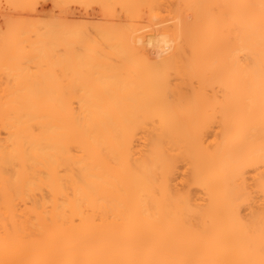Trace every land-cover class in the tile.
<instances>
[{"label":"bare ground","instance_id":"6f19581e","mask_svg":"<svg viewBox=\"0 0 264 264\" xmlns=\"http://www.w3.org/2000/svg\"><path fill=\"white\" fill-rule=\"evenodd\" d=\"M177 2L0 0V264H264V0Z\"/></svg>","mask_w":264,"mask_h":264},{"label":"rangeland","instance_id":"374dc122","mask_svg":"<svg viewBox=\"0 0 264 264\" xmlns=\"http://www.w3.org/2000/svg\"><path fill=\"white\" fill-rule=\"evenodd\" d=\"M177 1H179V0H176V1H175V0H170V4H171L172 2H174V4L172 3L171 5H168V7L170 6V7H169L170 10L168 9V7H167V9L164 7L166 10L163 8V9H164L163 11H165V13L162 12V15L165 16V15L168 14L167 16H165V17H167V18L169 17V20H168V21H165L164 24H162V23L159 22V23L161 24V26H159V25H160L159 23H158V24L155 23L156 26L158 25L159 27H158V26L155 27V26H154L155 24L152 25L153 27L150 26V27H152V28L155 27V30H154V29H151V32L154 30L153 32H154L155 34L157 33L156 36H155V34L150 33V29H147V30H146L147 33H148V35L151 37V44H154L153 46H151V44H150V45L148 46V48H150V46H151V50H152L153 47L156 48V51H154L155 49H153V51H152L153 53H154V52H157L158 47L160 46V45L158 46L159 43H155V42H157L158 37H160L161 35H166V36L168 35L167 37L165 36L166 38L169 37L168 39H170V37L172 36L171 39H172V40L175 39V35H173V30H172V29H169V28L172 27V24H173V23H174L173 25H177L178 23H180L181 21L179 22V20L182 19L181 15L183 14V13L181 14V10H182V9L179 8V9H181V10H180V14H181V15H179V9H178L179 5H178V2H177ZM168 4H169V0H168ZM176 4H177V6H176ZM173 5H174V6H173ZM180 6H181V5H180ZM171 7L173 8V10H172ZM174 7H176V8H174ZM174 9H175V10H174ZM173 11H174V12H173ZM175 11H177V12H175ZM163 13H164V14H163ZM171 13H172V17H173V18L170 16ZM173 15H175V16H173ZM177 15H178V16H177ZM179 16H180L181 18H180ZM170 17H171V18H170ZM158 18H159V17H158ZM158 18L155 17L154 22H155V20H157ZM176 19H177V22H176V23H175V22H172L173 20L176 21ZM156 22H157V21H156ZM167 22H168L167 26L169 27L168 29L166 28L167 26L165 25ZM170 22H171V23H170ZM170 25H171V26H170ZM156 28L158 29L159 32H162V30H163V31L165 30L164 32H166L167 30H168V32H169V31H170V32H169V33H168V32H166V33L162 32V33H164V34H162V33L158 34V31H157ZM172 28H175V26H173ZM159 29H160L161 31H160ZM174 30H175V29H174ZM149 33H150V34H149ZM148 35H147V36H148ZM151 35H152L153 37H152ZM161 37H162V36H161ZM152 38H153V39H152ZM177 40H178V42H180V39H177ZM153 41H154V43H153ZM175 42H176V39L173 40V41H171L170 45H171L172 47H171V46L169 47L170 50L168 49L169 51H166L167 53H166V52L163 53V52L161 51L162 49H161V50H158V54L160 53L159 51L162 52V54L160 53V57H161L163 54H165V53H166V55H167V54H168V55H169V54H173V53H171V51H174V45L177 46V44H179V43H175ZM172 43H173L174 45H173ZM156 45H157V46H156ZM177 47H178V46H177ZM160 48H161V47H160ZM171 49H172V50H171ZM175 51H176V50H175ZM169 52H170V53H169ZM158 54H157V53H154V55H158ZM163 56H164V55H163Z\"/></svg>","mask_w":264,"mask_h":264}]
</instances>
